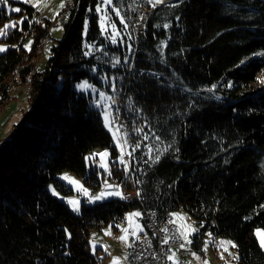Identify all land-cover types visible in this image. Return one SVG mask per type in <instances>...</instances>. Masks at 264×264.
<instances>
[{
	"label": "trees",
	"instance_id": "16d2710c",
	"mask_svg": "<svg viewBox=\"0 0 264 264\" xmlns=\"http://www.w3.org/2000/svg\"><path fill=\"white\" fill-rule=\"evenodd\" d=\"M98 2L71 0L62 35L49 46L43 66L38 62L52 23H37L30 6L32 23L25 20L23 31L10 29L2 39L8 48L0 53V110L15 87L29 93L27 110L0 144V264H103L90 251V230L139 208L112 197L82 203L75 214L48 191L64 169L98 191L103 178L87 170L85 155L107 148L117 156L102 105L92 109L94 97L75 90L85 78L99 86L97 94L112 96L114 115L121 111L142 129L129 147L132 152L141 144L132 152L130 174L114 165L109 177L125 192L136 189L142 205L159 215L186 211L200 226L195 248L202 232L210 231L236 243L237 264H264L253 236L255 228L264 229V94L251 91L264 66V56L252 55L264 52L263 0H172L155 8L147 0H113L127 27L112 10L110 22L134 49L128 63L120 39L113 45L101 32ZM137 5L145 11L146 29L136 37L131 23ZM27 36L33 37L30 51L23 46ZM116 58L120 63L113 67ZM103 73L114 76L113 93L110 81L99 83ZM169 145L153 163L157 149ZM142 149L149 153L144 166Z\"/></svg>",
	"mask_w": 264,
	"mask_h": 264
},
{
	"label": "rangeland",
	"instance_id": "374dc122",
	"mask_svg": "<svg viewBox=\"0 0 264 264\" xmlns=\"http://www.w3.org/2000/svg\"><path fill=\"white\" fill-rule=\"evenodd\" d=\"M66 1L70 0H39V8L33 7V3L36 2V0H32V3H25L24 0H8V4H0V28H3V26L6 23H10L12 21H18L21 19V17H27L28 19V13L26 12L25 6H30L33 9V19H37L38 16H42L44 20L51 22V29H50V39L48 40L49 43L47 44L43 55L40 57L39 60V66H43L45 61L47 60L49 56V46L53 43L54 40H57L62 35V24H56V21L58 20L60 14L63 12L64 8H60L59 5ZM166 1V0H165ZM264 2V0H263ZM20 8L21 12L16 13L12 12V8ZM113 4L107 6V15L110 16L111 12L110 10L113 9ZM56 13H59V15H56ZM55 17V18H54ZM100 18L101 14L99 13V24H100ZM27 19V20H28ZM106 27H107V36L109 34H112L114 32V29L112 28V23L110 21H105ZM22 27V25L20 26ZM116 29H119L116 25ZM10 30V29H9ZM110 31V32H109ZM4 36L0 37V46L8 48V44L6 42H2ZM117 41L120 39L121 47L123 48L125 55H124V62L128 63L130 57L133 53V45L127 38L126 40L122 36L121 32L119 31V35L116 37ZM111 41V40H110ZM33 37L27 36L23 40V46L27 51H30V48L32 46ZM113 44V43H112ZM25 45H30V47H25ZM113 45H118V42ZM128 45H131L129 48ZM89 52L92 54L94 52V49L88 48ZM3 53V52H0ZM93 75H96V70L94 69L91 72ZM107 77V79H104ZM114 76L106 74H98V81L99 83L103 85H108V82L110 81L109 88L113 91V85H114ZM261 80H264V66L261 69V72L257 75L256 81L252 84L251 91L255 94H264V83H261ZM85 81H87V85H91V87L85 86L84 89H78L76 86L78 84H82ZM95 88L96 91H93L92 89ZM99 86L89 82L87 78L81 80L75 85V90L79 93L83 94H90L91 96L95 97L99 91ZM29 89L26 86H18L15 87V89L11 90V99L8 102V104L3 107L2 110H0V144L5 142L7 139H10L12 136V133L14 131L15 125L19 122V120L22 118L23 113L28 108L27 103V95ZM112 98V96H109ZM102 105V111H101V118L103 122V126L105 129L110 133L113 145L116 149L117 156L111 157L110 151L107 148H94L90 152H88L85 157L84 161L87 166V170L90 172V170L93 171V176L100 178L102 180L101 184L103 187H105V180H107V183L110 182V177L107 174V172L104 170L101 165H107L109 171L111 172V168L114 165L123 166L124 164H120L117 162V157L121 155V150H123L124 153V160H125V154L128 155L130 152L127 145L124 146L123 142L120 139V133L117 131V123L115 120V115L113 113L115 103H113V99H102L101 100ZM107 111L109 113V120L111 121V130L109 127L105 126V118H104V112ZM118 143L120 146H118ZM107 150L109 153L108 156L101 158L99 155H95L93 157V154L103 153ZM89 157L88 160L85 158ZM126 161V160H125ZM88 172V173H89ZM67 175L69 178L74 179L79 182V185H74L72 183H69L68 180L63 179L62 177ZM88 175V174H87ZM117 180L116 178H114ZM83 186L84 189H87V192H83L80 190V186ZM48 191L49 193L57 198L59 201L65 203L68 208L75 214H79L81 210V204L84 203L85 205H94L96 203H99L105 199H108L109 197H116L119 199V196L117 195H105V197L101 198L100 200H94V198L97 196V191L92 188L88 183L84 181V178L78 177L75 173L64 169L58 172L55 176V180L51 182L48 185ZM118 188V187H117ZM53 190H55V193L57 195L53 194ZM117 192V190H113V188L108 187V192ZM69 200H77L79 201V212L73 211V206L68 203ZM139 212L141 215V211L139 208H131L127 210L124 213L123 219L121 221H111L108 225L101 227L100 229L93 228L89 232V245H90V251L93 253V246H95V254L100 259H103V264H129L128 262V252L129 248L133 244L136 239H139L146 231H145V225L141 219L140 216H129V214L137 213ZM172 213H179V216H173L174 223L177 227L178 233L181 237V233H184L185 235H188V238L194 241L193 236L196 233H199L200 226L196 224V222L192 219V217L184 210L179 209L175 210ZM112 226L111 229H109V226ZM119 225V227H116ZM198 229L197 232L192 233V229ZM125 229L127 231H125ZM142 229V230H141ZM257 230H260L261 235L258 237ZM106 231H110V234H106ZM189 233H192L189 235ZM208 233H211L210 231L202 232L200 236V248L201 253L204 256V261H208V264H237L239 259V252L236 243L227 237L223 236H215L212 234L211 237H209ZM253 236L256 238L257 242L259 243V246L261 247V239H264V229L257 227L253 230ZM120 237H124L123 240L120 239ZM181 240L183 244H185V247H189V249H195L194 245L187 244L185 240L181 237ZM220 241H232L236 247H232L231 244H225L224 247H219ZM205 242L207 243V251H204L205 249ZM187 245V246H186ZM224 248H227V251H224ZM106 249V250H105ZM262 251L264 252V248H262ZM196 250V249H195ZM221 254H223V258H221ZM172 263V261H171Z\"/></svg>",
	"mask_w": 264,
	"mask_h": 264
},
{
	"label": "built area",
	"instance_id": "2783aa9c",
	"mask_svg": "<svg viewBox=\"0 0 264 264\" xmlns=\"http://www.w3.org/2000/svg\"><path fill=\"white\" fill-rule=\"evenodd\" d=\"M172 1L166 0L165 2ZM66 7L63 12L60 14L56 24H59V19H66L67 12L71 8V0L66 1ZM141 17H146L145 11L141 5H137L135 8L134 17L132 19L131 27L133 34L137 37L143 34L145 31H140V20ZM109 97V93L105 90H101ZM101 98L100 95L97 94L91 101V108L95 110L101 109ZM97 102H99L100 106L97 107ZM116 123L117 127L120 129V139L123 142L124 146L127 145L128 148L131 145L132 140L136 137L137 132L134 125H130L128 120L122 115L121 111L116 114ZM127 134V135H125ZM124 140H127V143H124ZM148 150L142 149L139 157H140V165H147L148 160ZM132 159V156H128L125 154V160L127 162V170L125 167L123 169L125 172L129 171V164ZM175 160V157H174ZM130 174V171H129ZM109 184L118 185L117 187H112L113 190H117L122 194L123 202L125 203H138L139 209L142 213L141 219L145 225V233L133 243V245L129 248L128 252V262L129 264H171L168 259L170 251H176L179 257H184L186 255V247L183 249H179V245L182 244L181 237L178 233L177 227L175 223L170 221H174L172 213L165 212L162 215H159L157 211L148 209L142 205V199L140 195H137L138 191L136 189L129 190L127 192L122 190L118 180L114 178H110ZM108 192V187L105 193ZM101 193H97L100 195ZM105 197V196H104ZM121 197V196H119ZM111 198V197H109ZM167 229V231H163ZM168 238V243L164 244L163 240Z\"/></svg>",
	"mask_w": 264,
	"mask_h": 264
},
{
	"label": "snow or ice",
	"instance_id": "6c2138e0",
	"mask_svg": "<svg viewBox=\"0 0 264 264\" xmlns=\"http://www.w3.org/2000/svg\"><path fill=\"white\" fill-rule=\"evenodd\" d=\"M24 2L25 3H32V0H24ZM147 2L153 8H155L157 5L164 4L165 3V0H147ZM0 4L7 5L8 4V0H0ZM112 4H113V0H99L98 4L96 6L95 11L97 13H100L101 14L100 27H101L102 34L107 32V27H106L105 21L106 20L107 21H111V17L107 15V6L112 5ZM33 7L39 8V0H36V2L33 3ZM59 7L60 8H64V7H66V4L64 2H62L59 5ZM11 11L12 12L19 13V12H21V9L17 7V8H12ZM89 11H91V9H89ZM112 11H114L115 12V15L120 18L119 19V23L122 24V25H124L125 28H126L127 27V23L125 21V18L123 16H121V13H120L119 8L113 7ZM56 15H59V13H56ZM27 19H28L27 17H21V19L18 20V21H12L10 23H6L3 26V28H0V37L7 36L9 34V29H16V30H19V31H23V28L20 27V26L23 25L24 21L27 20ZM141 19H145V17H141ZM36 22L39 23V21H36ZM28 23L31 24L32 21L31 20H28ZM111 23H112V28L114 29V32L112 34H109L106 38L107 39H110L111 40V43L116 44L118 42L116 37L119 35V29H116V24H115L114 21H112ZM157 27H159V25H157ZM163 27L164 28H168L169 25L168 24H165V25H163ZM86 32H87V20L85 21V33ZM128 46H129V48L131 47V45H128ZM25 47H30V45H25ZM88 47L91 48L92 45H88ZM5 51H7V49L5 47H3V46H0V52H5ZM85 55H89V53L86 52ZM252 55L253 56H264V52H257V53H253ZM244 62L245 61H243V60L241 61L242 64ZM119 63H120V60L118 58H116L115 59V62L113 64V67H115ZM94 71H95V69H94ZM104 79H107V77H105ZM261 83H264V80H261ZM86 85H87V81H85L82 84H78L76 87L78 89H84ZM87 86L88 87H91V85H87ZM232 86L233 85L230 84V83L227 85V87H232ZM215 88H216V85H213L212 88L209 89V91H212ZM92 90L93 91H96L95 88H93ZM113 91H115V85H113ZM99 95H100V98L101 99H112L111 97H107L106 94L103 93V92H100ZM113 103H115L114 100H113ZM96 106L97 107L100 106L99 102H97V105ZM117 111H119V110L117 109ZM108 117H109V113L107 111H105L104 112L105 126L106 127H109V129L111 130V127H110L111 121L109 120ZM119 130L120 129L117 128V131H119ZM135 131L140 132V131H142V129H136ZM125 135H127V134H125ZM147 138H148L147 137V134H145L144 139L147 140ZM155 139L157 141H159L161 139V137L155 136ZM124 143H127V140H124ZM118 146H120L119 143H118ZM140 147H141V144L139 142H136L134 144V146L132 147V152H135L136 149H138ZM170 147H171V145H169L168 147H166V148H164L162 150L161 149H157V152H159L160 154H158V155L155 156V158L153 160V163H158L160 161V159H161V155L163 154V152H167L168 151V148H170ZM152 150H153L152 147L149 146V153H151ZM176 151H179V150L177 149ZM132 152H129L128 153V156L129 157L132 155ZM95 155H99L101 158H104V157L108 156L109 153L107 152V150H105V152H103V153L93 154V157ZM123 157H124V153H123V150H121V155L119 157H117V162H119L120 164H124L125 165V169L127 170V162L124 160ZM85 159L88 160L89 157H86ZM101 167H103L104 170L107 172V174L109 176H111V172L109 171L107 165H101ZM62 178L68 180L69 183H72L74 185H79V182L78 181L69 178L67 175L63 176ZM105 184L109 188L118 187V185L114 186V185L108 184L107 183V180H105ZM80 190H82L85 193L87 192V189H84L82 185L80 186ZM53 194L54 195H57V193H55V190H53ZM105 195H117V196H121V198H124L122 196V194L117 191V192H111V193H101L100 195H97L94 198V200H100ZM137 195H139V193H137ZM68 203L73 206V211L79 212V201H77V200H69ZM261 207H264V205H262ZM140 215L141 214L139 212L133 213V214H129V216H140ZM171 215L175 217V216H179L180 214L179 213H172ZM170 222L174 223V221H170ZM111 227L112 226L110 225L109 226V229H111ZM116 227H119V225H117ZM125 231H127V230L125 229ZM163 231L166 232L167 229H164ZM197 231H198V229H195V228L192 229V233H195ZM192 233H189V235H191ZM106 234H110V231H106ZM208 235H209V237L212 236L211 233H208ZM257 235H258V237L261 235L260 230H257ZM181 237L185 240V242L187 244H191L192 243V240L188 238V235H185L184 233H181ZM120 239L123 240L124 237H120ZM163 243L164 244H167L168 243V238H165L163 240ZM207 243L208 242H205L206 246H205L204 251H207ZM225 244H231L232 247H236V245L232 241H220L219 242V247H224ZM184 247H185V244H183V243L179 245V249H183ZM261 247L264 248V239H261ZM224 251H227V248H224ZM93 253L95 254V246H93ZM174 256H175V253H173V255H170L168 257V259L169 260H172ZM221 258H223V254H221ZM114 264H115V261H114ZM203 264H208V261H204Z\"/></svg>",
	"mask_w": 264,
	"mask_h": 264
},
{
	"label": "crops",
	"instance_id": "0c3cea01",
	"mask_svg": "<svg viewBox=\"0 0 264 264\" xmlns=\"http://www.w3.org/2000/svg\"><path fill=\"white\" fill-rule=\"evenodd\" d=\"M137 240L138 239H136V241ZM136 241H134V242H136ZM195 249H189V247H187L186 248V255L182 258L177 255L176 251L171 250L169 256L173 255V253H175V256L173 257V259L170 260V262L172 261L171 264H203L205 255H203L201 253L200 247L195 248Z\"/></svg>",
	"mask_w": 264,
	"mask_h": 264
},
{
	"label": "bare ground",
	"instance_id": "6f19581e",
	"mask_svg": "<svg viewBox=\"0 0 264 264\" xmlns=\"http://www.w3.org/2000/svg\"><path fill=\"white\" fill-rule=\"evenodd\" d=\"M67 16H68V12H67V15H66V19H67ZM43 17L42 16H38V18L36 19V21H43ZM66 19H59V24H63L64 21ZM146 29V17H145V20H140V31H145ZM115 120H116V115H115ZM175 161L179 162L180 161V158L179 156H175ZM107 190V185H105V187H103V185L101 184L100 187L98 188V191L97 193H105V191ZM109 199V198H108ZM119 199L123 202V198L119 197Z\"/></svg>",
	"mask_w": 264,
	"mask_h": 264
},
{
	"label": "water",
	"instance_id": "95a60500",
	"mask_svg": "<svg viewBox=\"0 0 264 264\" xmlns=\"http://www.w3.org/2000/svg\"><path fill=\"white\" fill-rule=\"evenodd\" d=\"M217 97V96H216ZM217 98H219V97H217Z\"/></svg>",
	"mask_w": 264,
	"mask_h": 264
}]
</instances>
